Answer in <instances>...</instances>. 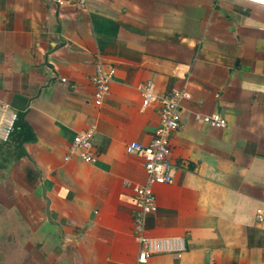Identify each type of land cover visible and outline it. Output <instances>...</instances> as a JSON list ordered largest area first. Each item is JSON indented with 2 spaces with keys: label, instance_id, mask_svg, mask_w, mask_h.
<instances>
[{
  "label": "crops",
  "instance_id": "0c3cea01",
  "mask_svg": "<svg viewBox=\"0 0 264 264\" xmlns=\"http://www.w3.org/2000/svg\"><path fill=\"white\" fill-rule=\"evenodd\" d=\"M98 61L115 69L99 106ZM146 81L189 97L173 182L155 186L143 228L182 245L143 263L124 181L146 178L125 144L149 143L159 123ZM0 102L19 114L0 142V264H264V0H0ZM218 112L227 126L195 119ZM91 124L96 161L64 160Z\"/></svg>",
  "mask_w": 264,
  "mask_h": 264
},
{
  "label": "built area",
  "instance_id": "2783aa9c",
  "mask_svg": "<svg viewBox=\"0 0 264 264\" xmlns=\"http://www.w3.org/2000/svg\"><path fill=\"white\" fill-rule=\"evenodd\" d=\"M59 5L72 4L81 10L88 8V0H56ZM114 67H105L102 61L95 64L91 82L94 85V102L101 105L108 95L110 83L114 77ZM66 79L63 78L62 81ZM142 105L148 106L151 102L159 103V123L149 143L129 141L125 144L127 153L137 154L143 161L146 173L145 181L141 184L125 180L124 184L134 193L133 233L141 244L138 261L146 262L152 253L173 249L174 243L181 239L171 237H150L143 235L144 219L146 215L157 209L155 186L171 184L173 182V163L171 161V136L181 125V101L189 97L184 89L173 88L166 92H157L152 81H146L140 86ZM196 121L214 127L227 126V120L219 112L213 114H195ZM19 121V114L9 105L0 102V142L9 143ZM96 125L91 124L86 129L77 132L67 148L64 160L71 157L79 158L85 162L96 161V154L92 151V139ZM256 218L263 220V210H256Z\"/></svg>",
  "mask_w": 264,
  "mask_h": 264
},
{
  "label": "rangeland",
  "instance_id": "374dc122",
  "mask_svg": "<svg viewBox=\"0 0 264 264\" xmlns=\"http://www.w3.org/2000/svg\"><path fill=\"white\" fill-rule=\"evenodd\" d=\"M14 240H15V238H14ZM9 243V241L8 240H5V239H3L2 241H1V245H0V249L2 248V247H4V249L6 248L7 249V247H5V243ZM7 254V252L6 251H0V261L2 260H4V259H6V258H4L5 257V255Z\"/></svg>",
  "mask_w": 264,
  "mask_h": 264
},
{
  "label": "water",
  "instance_id": "95a60500",
  "mask_svg": "<svg viewBox=\"0 0 264 264\" xmlns=\"http://www.w3.org/2000/svg\"><path fill=\"white\" fill-rule=\"evenodd\" d=\"M47 210H48V207H47Z\"/></svg>",
  "mask_w": 264,
  "mask_h": 264
}]
</instances>
